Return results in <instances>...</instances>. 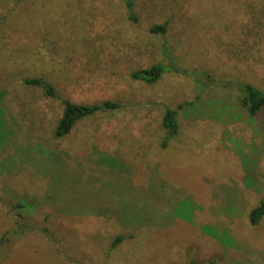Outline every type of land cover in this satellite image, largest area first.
<instances>
[{"label": "rangeland", "instance_id": "obj_1", "mask_svg": "<svg viewBox=\"0 0 264 264\" xmlns=\"http://www.w3.org/2000/svg\"><path fill=\"white\" fill-rule=\"evenodd\" d=\"M133 2L0 0V264H264V106L171 68L264 92V0ZM64 100L120 108L56 138Z\"/></svg>", "mask_w": 264, "mask_h": 264}, {"label": "trees", "instance_id": "obj_2", "mask_svg": "<svg viewBox=\"0 0 264 264\" xmlns=\"http://www.w3.org/2000/svg\"><path fill=\"white\" fill-rule=\"evenodd\" d=\"M124 2L125 7L128 11V18L131 21H137V15L134 12V0H121ZM166 29V23L161 25H155L151 27L150 31L155 33H164ZM171 67V66H170ZM161 64L152 65L149 68L137 69L131 73V78L135 80H140L145 83H154L160 78V76L165 72L166 69L170 68ZM173 68V72H182L184 75L196 80L199 88L201 86V91L195 94V98H199L200 95L207 90L206 87H219V86H228L232 88L236 95L237 100L240 105L245 109V112L248 116L253 117L260 112L264 106V92H262L256 86L246 83V82H231V81H222L215 80L210 74L202 71H180L178 67ZM25 84L40 86L45 91L46 95L54 96V89L52 85L47 82L43 77L35 78H26L24 79ZM192 102L180 103L176 108L166 107L162 116V127L164 131V136L161 137L160 147H166L167 143L171 138L177 136L179 133V110L184 109L186 106L192 105ZM120 108V104L111 101L105 100L100 103L93 104H75L68 100L63 101V109L61 115L57 121L56 127L52 134L54 137H62L68 133L75 123L80 119L89 117L101 111H111L117 110ZM264 217V200H260L259 204L254 208H251L248 214L249 222L252 225L258 224V222ZM210 230V229H208ZM211 231V230H210ZM211 233V232H209ZM214 235V233H212ZM123 239V236H117L114 241H112V247H114L120 240ZM189 264H196L194 261H191ZM207 264V263H203Z\"/></svg>", "mask_w": 264, "mask_h": 264}]
</instances>
